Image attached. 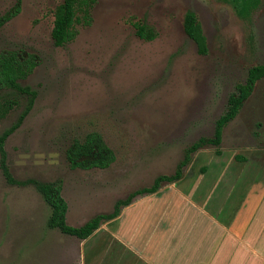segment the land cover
<instances>
[{
    "label": "rangeland",
    "instance_id": "374dc122",
    "mask_svg": "<svg viewBox=\"0 0 264 264\" xmlns=\"http://www.w3.org/2000/svg\"><path fill=\"white\" fill-rule=\"evenodd\" d=\"M61 3L0 0V53L37 59L20 89L0 90V136L16 127L4 151L18 184L0 168V264H51L54 254L66 258L80 247L47 228L49 206L35 186L19 183H61L70 225L109 214L117 201L173 175L186 149L212 137L235 86L264 64V0L247 20L228 0H94L87 16L79 14L75 38L56 47ZM187 11L206 38L205 56L183 31ZM139 26L154 38L138 37ZM90 133L113 162L70 168L66 150ZM220 151H197L183 173L264 172V78L224 128Z\"/></svg>",
    "mask_w": 264,
    "mask_h": 264
},
{
    "label": "crops",
    "instance_id": "0c3cea01",
    "mask_svg": "<svg viewBox=\"0 0 264 264\" xmlns=\"http://www.w3.org/2000/svg\"><path fill=\"white\" fill-rule=\"evenodd\" d=\"M78 242L51 264H264V172L183 173Z\"/></svg>",
    "mask_w": 264,
    "mask_h": 264
},
{
    "label": "trees",
    "instance_id": "16d2710c",
    "mask_svg": "<svg viewBox=\"0 0 264 264\" xmlns=\"http://www.w3.org/2000/svg\"><path fill=\"white\" fill-rule=\"evenodd\" d=\"M238 17L247 20L251 12L256 8L257 0H228ZM94 0H62V3L55 8L53 13V26L51 38L54 46L63 47L70 43L76 36L75 25L79 21V14L87 16ZM183 31L187 38L196 46L199 55L205 56L208 53L206 38L194 12L187 11L183 17ZM136 34L141 39L152 40L154 35L144 26L137 28ZM37 65L36 57L22 55L20 51H6L0 53V90L20 89L19 81L24 80ZM264 78V64L249 69L247 77L242 84L235 86L234 92L228 96L224 112L217 118L214 125V132L211 138H201L193 143L184 153L183 159L178 164L171 176H160L156 178L149 188L134 192L125 200L117 201L109 214L97 215L88 220L81 227H72L66 223L67 203L61 195V183H41L28 181L19 185H33L42 195L49 206L51 214L46 226L49 229H57L61 234L85 240L107 221L116 218L121 209L132 203L133 199L141 195L156 193L163 185L172 184L182 178L184 168L190 163L191 155L197 151L212 146L215 154L220 155V145L224 128L236 118L246 100L250 97L256 83ZM22 92L29 93L27 89ZM10 130L0 136V168L4 178L10 184H17L13 181L6 164L4 144L7 137L15 130ZM66 159L72 169H106L113 162L112 152L104 145L99 135L88 134L82 141H73L66 150ZM18 185V184H17Z\"/></svg>",
    "mask_w": 264,
    "mask_h": 264
}]
</instances>
